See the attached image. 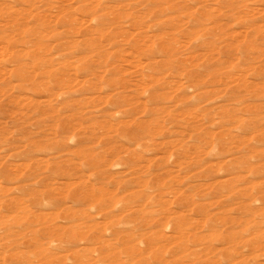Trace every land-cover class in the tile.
<instances>
[{
  "label": "rangeland",
  "instance_id": "1",
  "mask_svg": "<svg viewBox=\"0 0 264 264\" xmlns=\"http://www.w3.org/2000/svg\"><path fill=\"white\" fill-rule=\"evenodd\" d=\"M0 264H264V0H0Z\"/></svg>",
  "mask_w": 264,
  "mask_h": 264
}]
</instances>
